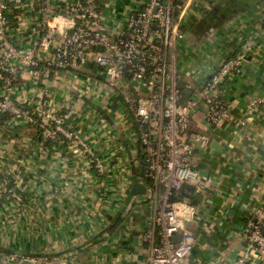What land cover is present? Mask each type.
<instances>
[{"label": "crops", "instance_id": "crops-1", "mask_svg": "<svg viewBox=\"0 0 264 264\" xmlns=\"http://www.w3.org/2000/svg\"><path fill=\"white\" fill-rule=\"evenodd\" d=\"M70 1L76 0H26L17 44L43 58L42 38L47 35L44 18L49 15L44 9L49 10V16H57ZM145 1L102 0V4L110 26L121 30ZM263 20L264 0L187 3L182 30L188 40L183 43L179 63L184 78L193 76L194 80H188L201 83L223 57L229 54L235 58L247 44H254V49L248 53L245 66L223 86L236 111L210 144L219 142L224 151H214L219 154L215 156L210 148L205 151L196 144L192 164L204 188L200 193L189 188L177 197L186 218L191 214L189 206L195 208L186 223V230L195 237L194 250L183 264H226L235 259L242 253L241 233L252 211L264 207V111L248 116L245 126L239 124V111L253 99L264 98ZM33 29L37 34L32 35ZM21 83L24 99L45 96L53 102L56 96L57 104H70L76 115L85 113L93 99L92 91L85 90L93 89L94 84L80 72L64 81L54 78L40 83L25 76ZM97 103H105V99ZM116 112L99 118L106 120V131H93V119L86 113L81 115L86 118L85 140L106 168L102 178L89 157L72 143H62L61 139L44 142L33 127L5 124L0 151V252L18 256L7 264L148 263L149 246L140 235L156 205L145 200L147 190L146 194H131L128 185L141 184L137 133L133 120L118 119ZM205 125L198 114L190 131L207 134ZM119 181L124 191L118 188ZM95 206L115 216L103 223L104 215L95 214ZM117 217L122 223L114 228ZM255 257L251 264H264V257Z\"/></svg>", "mask_w": 264, "mask_h": 264}, {"label": "built area", "instance_id": "built-area-1", "mask_svg": "<svg viewBox=\"0 0 264 264\" xmlns=\"http://www.w3.org/2000/svg\"><path fill=\"white\" fill-rule=\"evenodd\" d=\"M187 3L188 0H146L121 30H114L108 23L102 0L70 1L57 16H49V10L44 9L49 15L44 18L47 35L42 38L45 54L40 58L17 44L28 6L26 0H0V151L5 124L23 123L37 129L44 142L61 139L62 143L80 148L102 178L106 168L85 140L82 131L86 118L81 115L86 113L93 119V131H106V122L103 125L104 120L99 118L114 115L115 111L116 118L133 120L141 161L138 181L147 190L145 200L156 205L140 235L149 246L147 264H183L194 250L195 237L186 230V223L195 208L189 206L191 214L186 218L183 203L171 198L189 188L195 193L204 188L192 164L196 144L206 151L213 136L233 120L236 108L227 101L223 86L245 66L246 54L254 49V44H247L243 54L223 57L201 83L189 81L194 80L193 76L184 78L179 63L187 38L182 30ZM13 11L17 27L10 25L8 14ZM35 31L32 35L37 34ZM261 34L264 35V20ZM76 72L92 81L94 88L85 91H92L91 102L105 99L106 113L100 115L93 110L91 102L85 113L76 115L78 112H72L70 104H57L56 96L53 102L45 96L30 100L21 96L25 93L21 83L25 76L40 83L54 78L64 81ZM101 76L105 77L102 81ZM260 110L264 111V98L253 99L239 111V124L245 126L248 116ZM198 114L205 120L207 134L190 131ZM4 117L7 120L3 121ZM128 186L130 189L133 185ZM118 188L124 191L120 181ZM100 207L94 210L104 215L103 223L113 219L114 212ZM251 215L241 233L242 253L226 264H251L255 256L264 257V207L255 208ZM17 258L16 254L0 252V264Z\"/></svg>", "mask_w": 264, "mask_h": 264}, {"label": "water", "instance_id": "water-1", "mask_svg": "<svg viewBox=\"0 0 264 264\" xmlns=\"http://www.w3.org/2000/svg\"><path fill=\"white\" fill-rule=\"evenodd\" d=\"M102 79H104L105 77L102 76ZM199 143H197V147H199ZM210 149L213 151V153L215 154V156H219V154H216L218 152H223L224 149L221 146V144L219 142H213L210 144ZM214 151H218V152H214ZM132 195H139V194H146V189L144 188L143 185L139 184V183H134L132 186V191H131Z\"/></svg>", "mask_w": 264, "mask_h": 264}, {"label": "trees", "instance_id": "trees-1", "mask_svg": "<svg viewBox=\"0 0 264 264\" xmlns=\"http://www.w3.org/2000/svg\"><path fill=\"white\" fill-rule=\"evenodd\" d=\"M225 1H228V2H232V3H233V0H225ZM15 15H16V11L10 12V13L8 14V17H9V20H10V25H11V27H17V26H18V21L15 19ZM90 68H91L92 70H94V71L97 70V68H96L94 65H91ZM5 120H7L6 117L3 118V121H5ZM184 192H185V190L181 191V193H184ZM171 201H173V202L177 201V196L174 195V196L171 198ZM114 220H115V221H118L114 228H116L118 225H120V224L122 223V220H121L120 217H117V218H115ZM2 253H6V254H8L7 252H2Z\"/></svg>", "mask_w": 264, "mask_h": 264}, {"label": "rangeland", "instance_id": "rangeland-1", "mask_svg": "<svg viewBox=\"0 0 264 264\" xmlns=\"http://www.w3.org/2000/svg\"><path fill=\"white\" fill-rule=\"evenodd\" d=\"M244 53V51L242 52V54ZM248 54V53H247ZM246 54V60H248V56L249 55H247ZM99 99H94L91 103H90V106L93 108V110H98V111H100V112H103V113H106L107 111H108V107H107V105L105 104V103H100V104H96L97 103V101H98ZM103 102V101H102ZM90 115L93 113V111L92 110H90ZM106 115V114H105ZM96 121H98V118L96 119ZM106 121V120H105ZM104 121V122H105ZM103 122V123H104Z\"/></svg>", "mask_w": 264, "mask_h": 264}, {"label": "flooded vegetation", "instance_id": "flooded-vegetation-1", "mask_svg": "<svg viewBox=\"0 0 264 264\" xmlns=\"http://www.w3.org/2000/svg\"><path fill=\"white\" fill-rule=\"evenodd\" d=\"M187 40H188V37L186 38V40H185V41H187ZM185 41H184V42H185Z\"/></svg>", "mask_w": 264, "mask_h": 264}]
</instances>
